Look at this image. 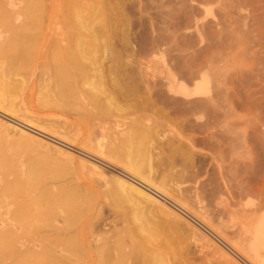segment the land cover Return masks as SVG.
Returning <instances> with one entry per match:
<instances>
[{
	"label": "rangeland",
	"instance_id": "obj_1",
	"mask_svg": "<svg viewBox=\"0 0 264 264\" xmlns=\"http://www.w3.org/2000/svg\"><path fill=\"white\" fill-rule=\"evenodd\" d=\"M70 1L47 0L44 8H50L44 11V5L41 7L44 16L38 21L41 25H36L39 28H34L33 37L39 42L46 36L49 44L59 37L84 42L86 57L76 70L75 86L70 87L68 94L60 92L61 89L58 91L61 87L57 81L54 83L57 51L50 47L41 52L37 43L31 64L21 66L13 75L17 88L8 106L14 113L0 107V118L48 140L53 146L67 148L72 156L34 142L30 145L32 149L25 145L21 148L20 144H12L21 139L20 134L14 129L6 130V147L0 146L16 163L8 177L25 172L36 161L43 170V177L46 174L47 184L54 189L64 184L65 188H72L85 197L97 191L94 198L91 196L94 206L90 215L104 217L107 224L100 232L115 238L125 225L122 222L125 215L131 220L129 205L117 206L106 186L91 182L92 172L82 165L80 156L91 159L88 154H82L84 149L90 152V144L86 145L90 142H98L106 149L116 148V151L128 148L129 139L134 146L149 144L157 155L152 170L155 178L168 188L175 186L177 179L170 175V164L175 160V168L184 169L182 186H197L199 196L191 198L193 203L196 200V206L193 205L197 212L214 214L208 215L210 223L205 222L191 210L190 213L176 208L177 203L183 205L175 197L176 191L168 189L166 193L172 200L161 195L182 216L181 219L172 215L158 216L167 226L164 235L172 237V245L190 251L189 264H264V248L257 251L251 245L254 224L262 222L264 229V0H99L114 5L106 15L95 7L97 0H82L84 4ZM2 6L0 4V40L13 30L1 19L6 12V7ZM110 64L112 68L108 67ZM99 68L105 76L111 70V76L123 83L110 86L111 92H101L96 86L101 80ZM141 68L148 72L149 81H158L157 87L164 88L160 89L161 93L157 87L154 90L144 83ZM182 84L191 94L183 92ZM178 97H209L213 109L198 111L185 119L179 109L173 108ZM143 105L147 106L145 110ZM217 111L222 120L219 115L215 116ZM141 114L157 120L153 124L158 131L147 141L140 140L134 131L123 136V130L138 124ZM219 119L220 124L215 125L212 136L200 128V123ZM101 120L107 127L97 124ZM220 136H225L229 145L223 144ZM215 137L223 141H215ZM220 146L223 158L219 159ZM222 166L225 178L220 174ZM92 176L98 178L99 174ZM238 179L243 192H238L235 185ZM20 199L24 197L17 200ZM0 200L1 211L7 212H3V216H10L15 205L10 203V197L1 196ZM213 216L217 222L213 221ZM198 218L206 224L200 223ZM198 233L208 236V246L203 247V240H197ZM236 237L239 240L235 239V244ZM221 250L233 261L224 258Z\"/></svg>",
	"mask_w": 264,
	"mask_h": 264
},
{
	"label": "bare ground",
	"instance_id": "obj_2",
	"mask_svg": "<svg viewBox=\"0 0 264 264\" xmlns=\"http://www.w3.org/2000/svg\"><path fill=\"white\" fill-rule=\"evenodd\" d=\"M46 1L47 0H0V4L6 7V12L3 15L1 14V19H3L5 25L8 27L10 26V29L12 26L13 29L11 30L12 33L9 31L11 33V35L9 33L10 36H5V38L0 40V107L6 111L8 110L14 113L13 109L8 106V103L12 100L13 92L17 88L13 80V75L18 73L21 66L30 63L29 61L33 58V49L36 48L37 43L41 52L47 51V48L50 47L57 51V63L55 62L56 65L53 64L56 66L54 69L55 82H53L56 83L57 81V84L61 87L58 91L61 89L60 92L62 91V93L66 92L68 94L70 87L73 85L75 86V79H77L75 78L77 73L76 70L83 65V58L86 57V49L83 45L84 42L81 40L69 41L66 37H59L55 43L49 44L46 36L39 42L34 38L35 31L33 32V30L34 28H39L36 25L40 24L38 21H41V16H44L41 15V12L43 10L45 11L48 7L44 8ZM70 2L82 3V0H71ZM95 5V7L100 8L103 15L107 14V10L114 8V5L107 1L97 0ZM99 15H101V13ZM43 19L46 18L44 17ZM108 67L112 68V65L110 64ZM141 69H143V71H140V75L144 79V83L147 82V86L153 87V89L157 87L159 82H152L150 80L153 83H151V85L150 81L147 79L148 72L146 73L144 70L145 68ZM98 70L101 80L100 84L96 86L101 92H111L113 89L112 87L110 88V86H120V84L123 83L117 80L115 76H111V70L106 76L102 73V69L99 68ZM51 74L53 75V73ZM103 75L105 79L102 80ZM42 77H44V75ZM45 78L49 79L48 77ZM103 83L105 84L103 85ZM157 88L159 90L158 92L161 93L160 89L162 88ZM181 88H183L182 90L186 94H191L185 84H182ZM162 90H164V88ZM145 105H143L144 110L147 107ZM212 106L213 101L209 97L200 99L178 97L174 101L173 108L179 109V112L187 119L190 115L196 112L198 113V111L208 112V109H213ZM140 108L141 106L138 110ZM220 112L217 111L218 114L216 113L215 116L217 117L219 115L218 118H220ZM222 114H224V112H222ZM216 117L214 119H218ZM206 118L208 119V117ZM220 119L222 120V118ZM220 119L218 121L213 120V123L208 121L205 124H203L204 122L200 123L202 124L200 128L203 129L206 134L208 133L212 136L215 133V125L220 124L217 123L221 121ZM137 121V125L133 127L130 126L129 129L123 130L122 135L127 137L130 135V131H134L139 135L140 140L143 138V140L145 139L147 141L151 138L152 134L158 131V127L153 124V122H157V120L155 121L154 118L148 114H141ZM102 123H104L102 120L97 121L100 127H107L106 124ZM13 125L0 118V145L3 144V146L6 147L4 144L6 140L4 132L14 129V132L20 134L21 139L19 141H12V144L17 143L21 146L25 145V147L30 148V145L34 142L48 149L54 148L68 157L72 156V152L67 148L53 146L48 140L37 138L27 130L15 124ZM223 133H226V131L224 132L223 130ZM220 137L218 140L215 137V141L225 139V136L221 137V139ZM189 140L190 143L194 145L192 138H189ZM208 140L210 141V139ZM224 142L225 140L223 144ZM216 143L214 146H217ZM225 144L229 145L226 142ZM86 145H89L88 149L90 152L84 149V153L82 152V154H88L87 156L91 157V159L80 156L81 163L83 166L90 168L92 175L95 173L99 174L98 178L91 175V182H98L100 186H106L109 194L115 199L117 206L127 207L126 205L128 204L131 210L129 214L132 215L131 220L127 218L128 215H125L126 217L122 219L125 225L119 230L115 238H113V235L101 233L100 231L103 229V225L107 224L106 219H103L104 217L90 215L94 206V194L97 195V191H95V193H90L92 198L91 196L85 197L72 188H65L64 184L63 187L60 185V187L54 189L51 185L47 184L45 180L47 178L46 174L44 176L46 178L44 179L43 170L41 171L42 168L40 167V169L37 166L38 164L36 161L30 164V169H27L30 171L26 170L28 174H26V171V173L22 171L18 173L14 172L16 173L15 176L9 178L8 176L13 173V167L16 166L13 165V159L5 154V148L0 146V175L2 174L0 177V197H10V203L15 205V207L12 206V214L10 216H3V212H7L5 210L2 212V204L0 205V264H189L190 251L179 245H172V237L164 235L167 231L165 220L158 217L161 214L167 216L172 215L176 219H181L182 217L181 213L173 206L169 205L166 198L162 197L163 195L168 197L166 193H168V189H171L172 191H176L175 197L183 204L180 205L176 202V208L180 210L185 209L188 212L191 210L205 222L210 223L208 215L214 214L212 212L210 214L206 213V211L202 213L197 212L198 210L195 209L196 200H194L195 204L191 202L193 196H199L195 189L197 186H182V183L185 182V180L182 182L185 178L184 169H176V161H170V168L172 170L170 175L172 173L173 179H177V181L175 182V186L168 188L167 184H164L163 181L159 182L152 174L157 155H155L152 146L149 144L143 146L145 144L141 143L142 146H134L132 144V139H129L127 143L128 148L122 151H116V148L106 149L104 145L98 142H90ZM21 148H24V146ZM30 149H32V146ZM217 151L219 154L217 157L220 156V159L223 156V148L220 146ZM176 152L175 150V154ZM89 153L92 154V156H90ZM118 154L123 155L124 158ZM119 169L121 171H119ZM236 173H238V171ZM220 174L222 178H225L223 166L221 167ZM235 185L237 186L238 192L244 191H241L242 185L239 179ZM198 187L202 189L203 186ZM18 197H24V199L17 200ZM169 199L172 200L171 198ZM262 200L260 202H262ZM5 201L6 200H4L3 203H5ZM7 207L9 206L7 205ZM253 210L256 211V208ZM215 218L216 217H214L213 221H216ZM259 220L260 219H258L257 222ZM61 222L62 224H60ZM130 222L133 224L130 225ZM205 222L201 221L200 223L203 224ZM250 223L253 222L251 221ZM262 225V222H259L257 225L255 223L253 227L254 231H252L254 234V236H252L254 242H252L251 245L253 246L252 248L257 251H259L260 248H264V236L262 234L264 233V229ZM123 231L124 233H122ZM207 237L208 236L205 234L202 235V233H198L197 240H203L201 244L203 247L209 245L210 239ZM235 239L237 241L239 240L237 237L234 238V240ZM234 240V243L237 242ZM242 241L245 242L243 239ZM221 254L228 261H233V259L222 250Z\"/></svg>",
	"mask_w": 264,
	"mask_h": 264
}]
</instances>
